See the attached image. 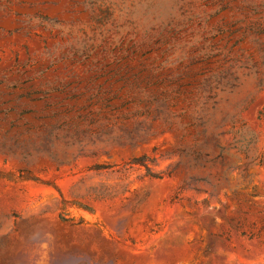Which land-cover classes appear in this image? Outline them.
Wrapping results in <instances>:
<instances>
[{
    "label": "rangeland",
    "instance_id": "374dc122",
    "mask_svg": "<svg viewBox=\"0 0 264 264\" xmlns=\"http://www.w3.org/2000/svg\"><path fill=\"white\" fill-rule=\"evenodd\" d=\"M0 264H264V0H0Z\"/></svg>",
    "mask_w": 264,
    "mask_h": 264
}]
</instances>
